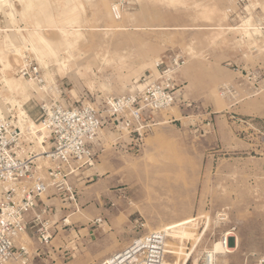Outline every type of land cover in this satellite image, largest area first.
Returning a JSON list of instances; mask_svg holds the SVG:
<instances>
[{
	"label": "rangeland",
	"instance_id": "374dc122",
	"mask_svg": "<svg viewBox=\"0 0 264 264\" xmlns=\"http://www.w3.org/2000/svg\"><path fill=\"white\" fill-rule=\"evenodd\" d=\"M113 1L0 0V105L37 116L21 128L39 124L43 102L100 106L140 91L162 56L184 62L174 76L181 100L154 114L159 125L138 152L114 150L110 118L99 131L95 168L125 196L106 202L114 223L70 217L50 245L63 257L47 258L49 246L25 264H106L137 236L176 228L192 236L166 238L169 264H201L230 231L232 252L214 263L256 264L264 258V0H129L119 20ZM23 59L36 80L17 74ZM39 142L36 153L48 148ZM36 166L43 176L44 161ZM22 241L31 255L37 245Z\"/></svg>",
	"mask_w": 264,
	"mask_h": 264
},
{
	"label": "built area",
	"instance_id": "2783aa9c",
	"mask_svg": "<svg viewBox=\"0 0 264 264\" xmlns=\"http://www.w3.org/2000/svg\"><path fill=\"white\" fill-rule=\"evenodd\" d=\"M128 7L129 0H114L111 15L119 20ZM183 64L179 56H162L140 91L106 98L100 106L86 103L66 108L55 100L39 104V124L43 125L44 136L41 132L21 130L22 117L15 107L0 105V264H25L32 256L40 257L42 248L50 246L52 208L42 198L52 188L64 204H75L76 192L69 177L95 164L94 144L107 117L111 119V129L132 142V152L140 150L144 135L151 131L150 116L177 103L174 76ZM17 74L31 81L37 79L38 70L31 61L23 59ZM27 136L29 144L38 140L40 144L49 142V149L39 155L31 152L21 156L20 149ZM37 156L44 161L43 176L38 173ZM65 223L63 220L62 224ZM93 223L98 226L102 219ZM23 237L37 245L31 255ZM227 241L228 236H224L225 246ZM165 247L163 234L145 233L110 256L106 264H169ZM201 264H215L210 252L204 254ZM256 264H264V258Z\"/></svg>",
	"mask_w": 264,
	"mask_h": 264
},
{
	"label": "crops",
	"instance_id": "0c3cea01",
	"mask_svg": "<svg viewBox=\"0 0 264 264\" xmlns=\"http://www.w3.org/2000/svg\"><path fill=\"white\" fill-rule=\"evenodd\" d=\"M182 76V72H181ZM181 89L178 90V97L177 102L181 100V95L179 94ZM29 118H36V112H30L28 113ZM154 115L150 116V119L148 120L149 124H151V130L152 127H156L159 125V123L155 122V119L153 118ZM147 120V119H146ZM169 123H175L178 122V118L175 116L171 117L169 119ZM118 135V139L116 140L114 146V150H117V152L122 153H131L133 147L132 142L129 141L128 138H125L115 132ZM35 143L33 142L31 146H29V153L38 154L39 152H34L35 149ZM99 142L96 140L94 144V152L96 154L95 164L91 168H83L82 170H79L77 172H74L69 177L70 184L75 188L76 192V202L73 205L70 204H64L58 197H56L55 192L52 188H49L45 196H43L42 201L49 204L51 206V217H50V226H51V232L52 236L58 229L62 230L65 226L62 224L61 221L67 220L70 217H78V219L81 220V223L84 224H91V226L94 225V220L97 218H101L103 224H113L115 221V216L112 214L111 210L108 209L105 205L107 201H113V202H120L121 200L125 199V196H122V193H116L112 191V187L114 186L113 181L107 177L105 174L101 175L97 172V169L95 168V165L97 164V147L99 146ZM48 144V148L50 147L49 142H45L40 145L41 149H44ZM24 144L21 148H23ZM20 155L22 153L20 152ZM25 156V155H24ZM93 174L88 175L87 173L90 171H93ZM82 184L83 186L81 188L78 187L80 180H83ZM77 184V186H76ZM78 187V188H77ZM63 210V211H61ZM59 215L61 218L59 220H54L55 217ZM58 221H60L58 223ZM97 227H101V224ZM53 240V237H52ZM52 244V242H51ZM50 244V245H51ZM60 246L56 247H49V249L46 251V257L53 259L54 257L60 258L64 255V249L59 250Z\"/></svg>",
	"mask_w": 264,
	"mask_h": 264
},
{
	"label": "bare ground",
	"instance_id": "6f19581e",
	"mask_svg": "<svg viewBox=\"0 0 264 264\" xmlns=\"http://www.w3.org/2000/svg\"><path fill=\"white\" fill-rule=\"evenodd\" d=\"M11 14V13H10ZM122 16V14L120 15ZM36 37V36H35ZM4 82V86L7 88V90L9 92H11L12 89H10V87L8 86L7 82L5 80H2ZM20 109V108H19ZM20 117H22L21 119V125H20V129L23 130V128H21V126H26V124H28L29 122H32L31 119L27 116L26 112L21 108L20 109ZM37 127H41V128H38ZM27 130H30L32 131V133H36V132H41L42 135H45V131H44V128H43V125L42 124H37V125H32V127H28ZM39 145L40 142H39ZM41 152H45V150H41L39 154H41ZM38 160H41V156H37L36 158V163L38 162ZM223 216L222 215H219L218 218H220L219 220L220 221H223L224 220V217L222 218ZM158 233H161L165 236V238L167 237H170L172 240H175L177 238H189L192 236V233H190L188 230L186 229H182V228H176V229H173L171 231H162V232H158ZM231 235V231L230 232H227L226 234H224V236H229ZM223 236V237H224ZM211 256H212V260H217V257H219L220 255L224 254V253H231L232 251H230L228 249L227 246H225L221 240V242L219 243H215L213 245V248L211 251H209ZM109 259L106 260V262L108 261Z\"/></svg>",
	"mask_w": 264,
	"mask_h": 264
}]
</instances>
